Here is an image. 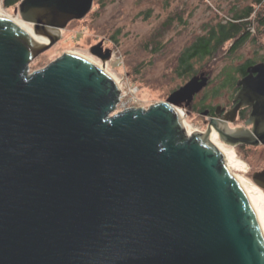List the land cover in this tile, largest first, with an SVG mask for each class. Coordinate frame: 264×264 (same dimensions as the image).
<instances>
[{
	"label": "water",
	"instance_id": "95a60500",
	"mask_svg": "<svg viewBox=\"0 0 264 264\" xmlns=\"http://www.w3.org/2000/svg\"><path fill=\"white\" fill-rule=\"evenodd\" d=\"M93 1L21 0L44 45L0 16V264H264L254 210L209 137L257 141L218 118L186 137L174 109L207 85L204 71L165 101L112 113L120 86L86 58L31 70ZM102 44L91 53L105 61ZM238 85L233 112L251 105L246 124L264 141V64ZM252 179L264 189V169Z\"/></svg>",
	"mask_w": 264,
	"mask_h": 264
},
{
	"label": "rangeland",
	"instance_id": "374dc122",
	"mask_svg": "<svg viewBox=\"0 0 264 264\" xmlns=\"http://www.w3.org/2000/svg\"><path fill=\"white\" fill-rule=\"evenodd\" d=\"M102 1L103 6L94 2L92 9L84 18L70 21L63 29L59 40L36 56L30 65L32 71L40 69L64 52H74L99 64L127 92L125 96L124 92L122 93L124 98L116 105L112 113L127 107L148 108L154 103L165 101L173 90L190 78H182L175 73L176 58L179 54L196 37L205 33L207 25L218 21H229L236 7L240 9L241 6L254 3V0ZM262 7H264V2L262 6L257 5L254 9L258 11ZM0 13L16 20L19 18L22 20L20 16L17 17L14 7L5 9L2 0H0ZM173 14H180L183 23L177 19L171 26L163 28L167 17ZM27 23L29 22L22 21L24 26L28 25L33 30V25ZM253 29L257 30L255 26ZM262 29L263 31L258 32L257 35L252 32L253 36L233 53L228 51L231 42L225 44V49L217 52L213 58L194 62L195 69L200 71L207 68L212 74V83L209 88L202 91L201 95H212V88L216 86L217 77L221 75V71H231L233 67L239 66L248 59H258L262 56L264 28L261 27ZM159 31H161L160 35H157ZM153 36L156 37L157 43L149 41ZM99 41L103 42V49H110V57L105 61L91 53V47ZM146 41L149 43H145ZM140 65L142 66L138 68L139 72L134 73L133 69ZM132 85L138 88L134 96L128 93ZM219 95L214 99L207 97V101L212 103L222 101L223 94L220 92ZM176 108L184 111V123L187 124L186 127L190 133L194 128L205 129V126L198 120L199 115L191 112L184 105ZM227 147L234 150L232 146L227 145ZM237 152H235L236 159L242 162L243 167L241 169L234 167V173L254 183L251 174L264 163V149L260 151L245 149L241 151V154Z\"/></svg>",
	"mask_w": 264,
	"mask_h": 264
},
{
	"label": "flooded vegetation",
	"instance_id": "af4514ba",
	"mask_svg": "<svg viewBox=\"0 0 264 264\" xmlns=\"http://www.w3.org/2000/svg\"><path fill=\"white\" fill-rule=\"evenodd\" d=\"M254 3H255V0H254ZM254 3L241 6L240 9L236 7V11L238 12V14L242 16L239 19H236V21L242 23V29L239 34L240 37L244 36L246 34V31L250 32L248 34V39L253 36V34H251L252 32H255V34L257 35L259 34L258 32L263 31V29L261 30V27L264 28V24L260 23L261 24L260 25L259 22L255 20V12H252L250 15H248L249 10L251 6L254 5ZM261 10L263 11L264 9L261 8ZM249 21H250L249 24H245L246 22H249ZM253 26L256 27L257 29L256 31L253 29ZM257 38H259V36H257ZM258 63L264 64V51H263L262 56H259L258 59L251 58V59L246 60L239 66L233 67L231 71L230 70L221 71V75L219 74L217 77L218 81H216L217 83L216 86L212 88L211 96L201 95L202 91L205 90V88H209L210 84L212 83L211 70L206 68V69H202L198 71L196 74L202 71L206 73L208 77L207 85L201 91H199L198 93L194 95L193 100L188 105H184L186 108H189L191 112L196 113V115H199L198 120L201 121L202 125H204L205 127L211 118H218L223 121H226L228 128L232 131L238 132V131L249 130L253 137L252 138L253 141H257V143L256 144H238L234 146L233 147L234 150L239 151V152L245 149H251V150L254 149L256 151L257 150L260 151L261 149H264L263 139L259 137V135L252 130L254 125L246 124V121L253 107L251 105L242 106L239 109H237L235 113L233 112V108L238 102V100L234 101L235 95L240 89V86L238 85V81L248 75V67L254 66ZM227 73H230V74H227ZM256 74H257L256 72L253 73V76H255ZM220 92L223 94L222 101L218 100V102L215 101V103H212L211 101H207L208 99L207 97L211 99H214L216 97L218 98V96H220L219 95ZM218 140L221 141L219 135H218ZM263 169H264V163L254 172L261 171ZM253 173L251 174V178H252ZM260 189L264 192V189L262 188Z\"/></svg>",
	"mask_w": 264,
	"mask_h": 264
},
{
	"label": "trees",
	"instance_id": "16d2710c",
	"mask_svg": "<svg viewBox=\"0 0 264 264\" xmlns=\"http://www.w3.org/2000/svg\"><path fill=\"white\" fill-rule=\"evenodd\" d=\"M20 1L21 0H2V5L5 9H9L12 6L14 7L16 12L17 4ZM263 1L264 0H255V3L251 6L248 14L250 15L252 12H255V20H257L259 24H264V10L262 11L260 9L258 11H255L254 8L257 5L262 6ZM94 2H97V4L99 3L100 6L104 5V2L102 0H94L93 4ZM94 10H96V8H94ZM240 17L242 16L238 14L237 11H235L233 17L229 21H218L207 25L205 33L196 37L195 40L176 58L177 61L175 66V73L182 78L191 77L198 72V69L194 68L195 61L198 62L203 61L204 59L206 60L213 58L217 52H222L225 49L224 47L227 43L232 42L228 49L229 53H233L235 50H237L243 43H245V41L248 39V34L250 33L249 31H246V34L244 36H239L242 29V23L236 21V19H239ZM177 19L183 23L180 14H173L172 16L167 17L164 22V26L162 27L166 28L171 26V24H173V22ZM249 23L250 21L246 22L245 24ZM160 33L161 31H159L157 35H160ZM149 41L151 43L158 42L155 36H153ZM149 41H146L145 43H149ZM142 65H140L139 67L136 66L133 69V72L138 73V68H140ZM237 153L241 154V152L239 151Z\"/></svg>",
	"mask_w": 264,
	"mask_h": 264
},
{
	"label": "bare ground",
	"instance_id": "6f19581e",
	"mask_svg": "<svg viewBox=\"0 0 264 264\" xmlns=\"http://www.w3.org/2000/svg\"><path fill=\"white\" fill-rule=\"evenodd\" d=\"M0 16L13 21L14 23H16L19 27H21L23 29L26 28L25 30L29 31V33L34 38V40L36 41L37 44L44 45L45 43H47L49 41L48 37L36 34L34 32V30H31V27L30 28L28 27V25L24 26L23 25L24 23L22 24V21H24L23 19L20 20V18H19L18 20H16V19H13V18H10L8 16L3 15L2 13H0ZM27 24H30V23H27ZM69 53L78 55L74 52H69ZM97 66L101 67L99 64ZM174 109L176 110V112L180 116V118L185 122L184 111L180 110L176 107ZM189 134H190V131L187 129V127H185L186 137L189 136ZM209 138H210V142L222 154L223 161H224L226 168L232 174V176L236 179V181L238 182L242 191L244 192L245 196L249 200V202H250V204L254 210V213L256 215V218L258 220V223L262 229L263 235H264V221H263V219H264V192L260 189V187H258L254 183H252L246 179H243L242 177H240L239 175L234 173L233 168L235 167V168L241 169L243 167V164H242V162L238 161V159H236V155H235V152L233 149L230 150L226 144H224L222 141L218 140V134L215 130H212Z\"/></svg>",
	"mask_w": 264,
	"mask_h": 264
},
{
	"label": "built area",
	"instance_id": "2783aa9c",
	"mask_svg": "<svg viewBox=\"0 0 264 264\" xmlns=\"http://www.w3.org/2000/svg\"><path fill=\"white\" fill-rule=\"evenodd\" d=\"M17 16H19V14H17ZM117 83L119 84V86H120V95H119V101L117 102V104L120 102V101H122V99L124 98L123 97V92H124V96H125V94L127 93L126 91H124L123 90V88L121 87V85H120V83L117 81ZM137 86L136 85H132V87H129V90H128V93H131V95L132 96H134L136 93H137ZM116 104V105H117ZM127 108H129V107H127ZM126 109V108H125ZM124 110V109H123ZM187 125V124H186ZM184 126H185V123H184ZM186 127V126H185ZM192 131H200V132H203L204 131V129H202V128H194V129H191V133H192ZM190 133V134H191ZM189 134V135H190Z\"/></svg>",
	"mask_w": 264,
	"mask_h": 264
}]
</instances>
